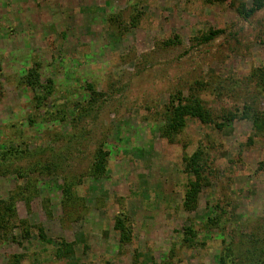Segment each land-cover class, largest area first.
<instances>
[{
  "label": "rangeland",
  "instance_id": "rangeland-1",
  "mask_svg": "<svg viewBox=\"0 0 264 264\" xmlns=\"http://www.w3.org/2000/svg\"><path fill=\"white\" fill-rule=\"evenodd\" d=\"M255 1L0 0V264H264ZM179 98L211 121L169 130Z\"/></svg>",
  "mask_w": 264,
  "mask_h": 264
},
{
  "label": "trees",
  "instance_id": "trees-1",
  "mask_svg": "<svg viewBox=\"0 0 264 264\" xmlns=\"http://www.w3.org/2000/svg\"><path fill=\"white\" fill-rule=\"evenodd\" d=\"M264 6V2L263 1H255V3H253L249 8H240L238 10V13L243 16L244 18H247L251 15H253L256 11H258L259 9H261ZM223 30L217 29V30H210L206 35L202 36L201 40L204 41H209L212 38H214L215 36L222 34ZM170 43L169 41H167L166 44ZM29 84L31 86H34L35 84H37V81L32 80L31 82H29ZM34 88V87H33ZM45 94L44 96L42 95H36L35 98L38 102V104H41L45 99H47L46 95H49L51 92L50 87H44ZM185 100L184 103H182ZM171 112L170 115L168 114L166 119L168 122V129L171 131H177L179 129H181L182 127H184L185 124V116H191V117H196L198 118L201 122H210L211 118H210V113L207 112V110H205L203 108V106L200 104L199 100L197 99H182L179 98L178 99V103L176 105H172L171 106ZM232 113H229V118L232 117L231 116ZM251 118V117H250ZM230 120V119H229ZM252 123L255 127L256 130H262V128H264V118L262 117V115H260L257 112H253L252 115ZM7 154L10 153V150L6 151ZM106 156H107V152L103 151V150H99V152L97 153V159L95 161V164L92 168V171L95 173H102L105 169V163H106ZM200 152H196L194 153L192 156L189 157V159H187V167L190 169V171L195 175V181L194 182H190L189 187L187 189V192L185 193V202L186 203H194L196 201L198 192L200 190V180H201V163H200ZM0 212H2V214H8V213H13V203H10L9 201H5V200H0ZM1 214V213H0ZM119 223V228L122 232L123 230V222L122 220H118ZM189 232V234H192L191 229L187 230ZM187 232V234H188ZM63 248V249H62ZM71 249V245L67 244V243H61V248H59L58 251V255L66 254L69 252V250ZM229 254L227 251H225V259L224 257L221 258L220 260V264H227L226 263V257H228Z\"/></svg>",
  "mask_w": 264,
  "mask_h": 264
}]
</instances>
